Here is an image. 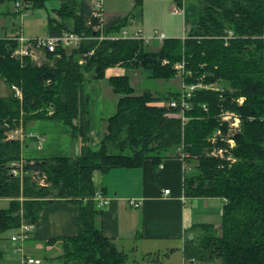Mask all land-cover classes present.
I'll return each mask as SVG.
<instances>
[{"label":"trees","instance_id":"16d2710c","mask_svg":"<svg viewBox=\"0 0 264 264\" xmlns=\"http://www.w3.org/2000/svg\"><path fill=\"white\" fill-rule=\"evenodd\" d=\"M15 1L0 0V5L14 6ZM49 1L23 0L22 11L9 8L7 14L28 13ZM176 1L180 6L197 2L199 20L185 38H166L156 51L138 40H96L142 17L145 0H136L126 16L104 21L102 29H97L101 20L93 16L89 1L60 0L53 10L57 18L48 19L49 35L74 32L90 39L79 49L47 52L48 62L42 65L12 56L19 46L16 35L0 38V81L8 88L0 96V198L10 200V207L0 210V239L24 222L35 224L49 204L66 200L79 206L78 232L47 242L62 245L63 254L53 262L126 264L128 254L105 236L99 223L103 209L95 201L94 173L139 168L148 160L158 169L166 159L182 158L185 195L224 201L220 225L197 226L199 234L185 241V258L264 264V0ZM181 63L185 84H218L223 89H198L183 116L180 104L170 105L179 102L182 92L137 95L128 75L111 77L116 111L106 118L100 145L92 146L93 80H103L108 68L121 66L169 81L181 77L175 68ZM13 86L22 90V99ZM225 109L241 119L234 134L235 161L209 154V138ZM45 119L59 120L69 129L71 142L80 144L77 156L23 159L21 140L9 139L7 133ZM225 138L217 141L226 143ZM13 163H23L22 176L12 174ZM36 173L46 176V187L39 185Z\"/></svg>","mask_w":264,"mask_h":264},{"label":"crops","instance_id":"0c3cea01","mask_svg":"<svg viewBox=\"0 0 264 264\" xmlns=\"http://www.w3.org/2000/svg\"><path fill=\"white\" fill-rule=\"evenodd\" d=\"M57 8H52L54 16L56 14L53 10ZM182 12L186 14L185 3ZM104 16L106 21H110L126 15L106 16L104 13ZM143 18L144 15L138 19L142 21ZM134 25V19H130L127 26L141 29ZM22 30L25 33L24 28ZM12 33L10 36L18 34ZM27 35L43 37L49 33ZM122 68L124 67L108 68L105 79L93 80L90 85L93 147L100 145L105 121L109 117L104 112L105 84L109 85L111 77L126 75ZM109 89L111 96H114L116 111L118 96L110 85ZM69 133V129L61 121L45 119L31 123L27 129L22 128L16 139L23 144L22 156L25 160L77 156L80 144L71 142ZM185 173L186 164L182 158L166 159L158 169L148 160L139 168H118L106 174L99 171L94 173L96 192L109 199V204L102 210L99 223L105 236L112 239L120 251L128 254L126 264L132 260L131 254L135 256L132 264H163L166 259L171 260L175 255L178 262L182 260L186 264L184 244L188 238L199 234L197 226L220 225L224 201L220 198L187 197L184 189ZM166 190L170 191L169 194L165 193ZM131 200L138 201L140 207L134 208L130 204ZM78 215L79 206L69 201L57 200L49 204L39 220L35 224L31 223L33 229L28 239L14 241L13 237L17 233L11 235V238L5 234L0 239V264H26V258L39 259L41 264L47 258L48 264H57L53 261L63 254L61 242L50 245L47 242L77 234ZM40 253L45 256L38 255Z\"/></svg>","mask_w":264,"mask_h":264},{"label":"rangeland","instance_id":"374dc122","mask_svg":"<svg viewBox=\"0 0 264 264\" xmlns=\"http://www.w3.org/2000/svg\"><path fill=\"white\" fill-rule=\"evenodd\" d=\"M91 2L92 0H87ZM104 4V13L106 16H112V15H127L130 12L134 10V5L136 0H102ZM176 0H145L144 2V9H143V15L144 18L142 21H139L138 17H134L131 19H134L135 25H138L142 32L146 35H152L155 31H158L160 33L165 34L166 38H183L187 36V32L189 29L196 24L199 20V5L195 1H188L187 5L185 3V9L186 14H184L182 11H175V7L177 6ZM60 0H52L46 3V6L44 8L40 9H34L31 10L29 13H27L26 16L23 18L18 15H14L12 13L7 14V12L14 9L12 4H3L0 5V38L8 37L12 32H22L24 28V36L28 38H37V37H31L28 36V34L33 35H43L48 31L46 22L49 17H55L52 13V8L59 7ZM59 19V18H58ZM104 21H106V17L104 16ZM138 24H137V23ZM128 28H131L129 26H126ZM133 29V28H132ZM46 37V36H43ZM108 35H102L98 37L96 40H106ZM89 39V38H88ZM87 39V40H88ZM163 43L161 42H154L151 45H148L149 50L156 51L161 48ZM12 56L15 57V53H12ZM17 57V56H16ZM15 57V58H16ZM22 61L21 58H18ZM31 59V58H30ZM80 63L84 62L81 61ZM31 61L36 62L38 65H42L43 63L48 62L47 56H40L37 60L33 58ZM125 71V74L130 77L131 85L134 87L135 94L140 95L145 92H152L156 96H165L169 92H175L178 93L182 91L184 80L182 77H176L172 80L166 81V80H153L148 78L146 75L142 74L140 70H135L132 68H122ZM106 91H103V94L105 96V115L111 116L115 112L114 108V96H111V90L109 89L108 83L105 84ZM214 87H219L220 89H223L224 85H218V84H210ZM108 87V88H107ZM21 93L22 90L17 87ZM109 89V90H107ZM14 90V88H13ZM7 91V92H6ZM15 91V90H14ZM17 93V92H16ZM15 93V95H16ZM110 93V95H109ZM8 94V88L0 81V96L7 95ZM181 95V94H180ZM23 98V97H22ZM231 113H236L232 110H222L220 115H227ZM222 118V117H221ZM220 126L217 128L213 135L209 138L210 142V155H215L218 153L220 149L224 150V157L225 158H234L233 150L231 146H229L228 143L224 142H218L216 140V137L219 136H230V132L236 133L231 129V126L229 124L230 121H225L223 118L219 120ZM7 127V126H6ZM21 130V127L19 128ZM221 129L222 135L219 134V130ZM22 131V130H21ZM14 136L13 133H9ZM16 135V134H15ZM8 137V133H7ZM17 136L14 137L16 139ZM215 139V140H214ZM40 185V184H39ZM41 186V185H40ZM47 185H45L46 187ZM106 197V196H105ZM107 198V197H106ZM108 199V198H107ZM109 200V199H108ZM134 201V200H131ZM136 203H140L138 201H135ZM131 204V203H130ZM10 207V201H8L6 198H0V210L1 209H7ZM134 207V208H139ZM14 233H17L16 236L20 233V230L18 232L15 231H9L6 233V235L11 238V235ZM40 256H45L43 253L38 254ZM135 256L131 254V259L133 260ZM170 258V257H169ZM130 260L129 264H132L133 261ZM147 260V259H146ZM20 264V263H16ZM44 264H48L47 258L44 259ZM163 264H183V261L180 260L178 262L177 255L173 257V259L169 260L166 259L165 263ZM186 264H208V263H200V262H192L191 260H187ZM213 264H221L220 260H217Z\"/></svg>","mask_w":264,"mask_h":264},{"label":"built area","instance_id":"2783aa9c","mask_svg":"<svg viewBox=\"0 0 264 264\" xmlns=\"http://www.w3.org/2000/svg\"><path fill=\"white\" fill-rule=\"evenodd\" d=\"M90 5L92 7V13L93 16L96 18H99L101 20V24L97 27V29H102L103 23H104V4L102 0H92L90 2ZM24 2L23 0H17L14 3V9L15 11H22L24 9ZM175 11H183V6H180L177 4L175 7ZM27 15V12H21L20 16L23 18ZM90 39V37H85L84 35H80L74 32H63L61 35L58 36H51L47 35L46 37H37V38H28L24 36L23 32H20L16 35L14 38L16 41H18L19 46L15 49V57L16 58H33L37 60L40 56H46L47 52H55L58 49H66V50H73V49H79L82 46V43L86 41L87 39ZM111 40H138L142 41L145 45H151L155 41L156 42H163L166 40V36L163 33H160L158 31H155L152 35H146L142 32L141 29H132L128 27L122 28L118 33H115L113 35H110L107 37ZM185 38V36L183 37ZM94 51H91L89 54L93 55ZM83 61V60H81ZM82 63V62H81ZM175 68L180 72L181 77L184 73V64H177ZM16 96L22 99L23 95L21 91L16 87L13 86ZM217 87H214L213 85H204L203 83L198 84H185L182 88V93L180 96V100L178 101H172L170 105L172 107H177L179 104L182 106L181 115L184 116L185 109L189 107V100L193 96V94L198 89H214ZM243 99L240 100V103H242ZM183 121H185V117H182ZM223 120L230 121L229 124L231 126V129L236 132L241 125V119L240 117L235 114H227L222 115ZM22 130V127H21ZM19 128L15 130H11L8 132V138L14 139L15 136H17L20 132H22ZM13 133V135L9 134ZM16 134V135H15ZM219 134L222 135V132L219 130ZM226 143L229 144L232 148H235L236 141L234 139V133L230 132V136L226 137ZM215 140V139H214ZM217 140V137H216ZM182 153V150H180ZM185 157L184 153L181 154ZM214 156L218 157H224V150L220 149L218 153H216ZM232 159V161H235L234 158H228ZM13 166H15L12 170L13 175H20L22 176L24 172H22V169H19L23 166V163H13ZM37 175L35 178L39 181V184L41 186L47 185V180L45 175H41L40 173H36ZM169 190H166L165 193L169 194ZM95 201L97 202V206L100 209H104L108 204L109 200L100 192L96 193ZM131 205L133 207H139V204L135 201H131ZM33 229V225L28 222H24L20 228V233L17 236L13 237L14 241H23L28 239L30 232ZM26 264H41V260L34 259V258H26L25 259Z\"/></svg>","mask_w":264,"mask_h":264}]
</instances>
